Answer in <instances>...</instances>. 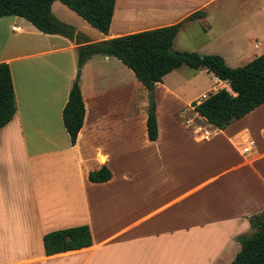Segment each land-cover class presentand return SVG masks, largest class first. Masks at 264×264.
I'll use <instances>...</instances> for the list:
<instances>
[{"label": "crops", "instance_id": "obj_1", "mask_svg": "<svg viewBox=\"0 0 264 264\" xmlns=\"http://www.w3.org/2000/svg\"><path fill=\"white\" fill-rule=\"evenodd\" d=\"M52 11L93 41L182 22L178 50L219 54L231 67L264 53V0H116L108 33L61 0ZM197 11L205 15L188 19ZM77 47L24 17H0V62L10 65L17 104L0 129V264L234 260L237 236L264 210V153L241 152L244 135L264 147V104L218 129L193 104L223 88L234 93L229 82L182 65L155 85L159 134L151 140L149 89L121 59L97 54L82 69L86 115L73 144L63 110ZM194 119L214 136L194 133ZM103 166L112 178L91 181ZM81 225L92 245L46 254L45 234Z\"/></svg>", "mask_w": 264, "mask_h": 264}, {"label": "trees", "instance_id": "obj_2", "mask_svg": "<svg viewBox=\"0 0 264 264\" xmlns=\"http://www.w3.org/2000/svg\"><path fill=\"white\" fill-rule=\"evenodd\" d=\"M54 1L0 0V17L21 16L44 33L60 34L78 43L77 76L63 110L64 124L73 144L77 141L86 115L80 87L82 69L86 61L97 54L121 59L149 89L147 125L151 140L158 139L159 134L155 85L182 65L206 68L218 78L229 82L234 93L223 88L211 93L200 103L193 104L195 110L218 129H225L264 104V53L243 66L231 67L219 54L202 55L194 51L178 50L174 43L182 22L93 41L53 13ZM61 1L100 31L109 32L116 0ZM203 15L204 11H197L188 19ZM16 109V93L10 65L0 62V129L12 120ZM89 178L94 182L108 181L112 178V172L107 166H103L90 172ZM249 221L251 229L248 233L237 236L241 249L230 264H264V210L251 215ZM92 243V232L87 225L53 230L44 236L47 255L81 249Z\"/></svg>", "mask_w": 264, "mask_h": 264}, {"label": "built area", "instance_id": "obj_3", "mask_svg": "<svg viewBox=\"0 0 264 264\" xmlns=\"http://www.w3.org/2000/svg\"><path fill=\"white\" fill-rule=\"evenodd\" d=\"M14 29H18V28L14 27ZM210 94L204 95L203 100L207 99ZM187 122L189 126H193L194 133L199 135L204 140H208L212 138L215 134V131L210 127V125H206L203 122L195 123V119L188 120ZM241 141H242L241 142V152L243 154L252 155L254 153H264V147H260L253 138L244 135L243 137H241Z\"/></svg>", "mask_w": 264, "mask_h": 264}, {"label": "rangeland", "instance_id": "obj_4", "mask_svg": "<svg viewBox=\"0 0 264 264\" xmlns=\"http://www.w3.org/2000/svg\"><path fill=\"white\" fill-rule=\"evenodd\" d=\"M234 259H235V258H234ZM223 261H224V260H222V262H223ZM232 261H233V260H231L230 262H226V264H230ZM222 262H221V263H222Z\"/></svg>", "mask_w": 264, "mask_h": 264}]
</instances>
